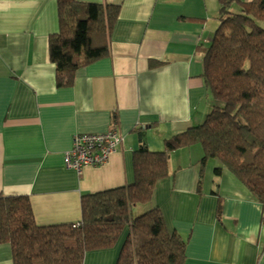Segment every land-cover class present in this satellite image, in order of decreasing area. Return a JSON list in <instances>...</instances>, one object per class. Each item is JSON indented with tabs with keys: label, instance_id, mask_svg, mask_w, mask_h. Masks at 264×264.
Segmentation results:
<instances>
[{
	"label": "crops",
	"instance_id": "0c3cea01",
	"mask_svg": "<svg viewBox=\"0 0 264 264\" xmlns=\"http://www.w3.org/2000/svg\"><path fill=\"white\" fill-rule=\"evenodd\" d=\"M76 1L119 13L108 55L57 88L48 40L59 31L58 0H0V197H27L38 226L80 223L83 195L132 184L141 140L163 152L165 140L201 125L213 105L199 75L218 0ZM110 130L122 142L106 163L80 174L64 167L74 134ZM198 145L169 153V176L132 217L158 209L167 232L186 243L183 264H264L260 205L227 169L216 175V161L201 169ZM125 235L83 264H117ZM0 264H13L9 244L0 245Z\"/></svg>",
	"mask_w": 264,
	"mask_h": 264
},
{
	"label": "trees",
	"instance_id": "16d2710c",
	"mask_svg": "<svg viewBox=\"0 0 264 264\" xmlns=\"http://www.w3.org/2000/svg\"><path fill=\"white\" fill-rule=\"evenodd\" d=\"M218 1L219 25L202 50L199 75L213 100L204 122L165 140L163 152L141 140L132 184L83 195L78 226H38L27 197H0V245H10L13 264H83L86 253L113 248L123 233L117 264H183L186 243L167 232L159 210L138 217L131 210L150 201L168 177L169 153L195 144L201 169L216 160L214 173L227 169L264 214V0ZM118 13L113 5L58 0L59 31L48 40L57 88L70 87L80 67L108 55Z\"/></svg>",
	"mask_w": 264,
	"mask_h": 264
},
{
	"label": "built area",
	"instance_id": "2783aa9c",
	"mask_svg": "<svg viewBox=\"0 0 264 264\" xmlns=\"http://www.w3.org/2000/svg\"><path fill=\"white\" fill-rule=\"evenodd\" d=\"M121 142L122 137L115 130L104 133H76L72 137L71 147L63 154V165L77 174L88 166H102Z\"/></svg>",
	"mask_w": 264,
	"mask_h": 264
},
{
	"label": "rangeland",
	"instance_id": "374dc122",
	"mask_svg": "<svg viewBox=\"0 0 264 264\" xmlns=\"http://www.w3.org/2000/svg\"><path fill=\"white\" fill-rule=\"evenodd\" d=\"M236 10H237V9H236V8L233 6V7H232V11H234V12H235ZM210 99L212 100V98H211V97H210ZM212 102H213V100H212ZM197 145H198V144H197ZM198 146H199V145H198ZM199 147H200V146H199ZM202 158H203V156H202ZM133 215H134V216L136 215L134 211H133Z\"/></svg>",
	"mask_w": 264,
	"mask_h": 264
},
{
	"label": "bare ground",
	"instance_id": "6f19581e",
	"mask_svg": "<svg viewBox=\"0 0 264 264\" xmlns=\"http://www.w3.org/2000/svg\"><path fill=\"white\" fill-rule=\"evenodd\" d=\"M240 2H242V1H240ZM218 16V15H217ZM216 20H217V22H218V19H217V17H216ZM218 25H219V22H218ZM214 160V159H213ZM214 161H216V160H214ZM169 176V175H168ZM167 178V177H166Z\"/></svg>",
	"mask_w": 264,
	"mask_h": 264
}]
</instances>
